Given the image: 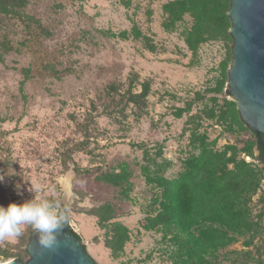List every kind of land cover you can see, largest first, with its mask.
Listing matches in <instances>:
<instances>
[{"label": "rangeland", "instance_id": "374dc122", "mask_svg": "<svg viewBox=\"0 0 264 264\" xmlns=\"http://www.w3.org/2000/svg\"><path fill=\"white\" fill-rule=\"evenodd\" d=\"M173 1L28 0L19 18L0 13V44L10 47L0 62V185L10 204L39 195L70 207L71 227L97 264H176V248L164 233L142 228L159 192L147 182L144 153L134 145L154 155L161 151L173 164L168 176L197 178L216 155L225 161L231 147L251 138L243 125L230 131L220 119L225 96L214 92L223 83V64L233 57V41L208 8L167 28L165 6ZM135 75L151 85L147 108L139 114L130 106L115 122L106 89L113 83L126 87ZM78 144L92 153L77 151ZM237 160L254 173L261 170L244 154ZM75 167L91 173L78 175ZM122 170L130 175L125 183L100 180ZM243 174L251 176L249 170ZM241 183L228 178L222 185L240 193L246 216L240 226L252 230L229 232L209 215H193L190 223L206 235L218 262L259 264L264 180L254 195L241 192ZM33 184L41 186L38 193ZM114 224L129 231L119 251L108 245ZM32 232L25 227L20 237L0 242V264L15 256L28 261Z\"/></svg>", "mask_w": 264, "mask_h": 264}, {"label": "trees", "instance_id": "16d2710c", "mask_svg": "<svg viewBox=\"0 0 264 264\" xmlns=\"http://www.w3.org/2000/svg\"><path fill=\"white\" fill-rule=\"evenodd\" d=\"M28 0H0V13L10 15L13 17H20V11L26 7ZM231 6V0H177L168 3L165 6V13L167 15L166 26L174 27L181 22L186 14L195 12V15L201 14L204 8H208L210 13L214 16L218 27L228 41H233L231 36L232 23L228 16ZM198 19V18H197ZM10 50L7 42L0 44V62L3 60L4 53ZM233 62V57L231 58ZM226 62L223 64V83L217 87L214 92L217 95H224V106L218 109L220 119L229 123V129L232 131L233 126L243 125L250 135V139L243 141L240 146L231 147L232 156L225 161H221L220 155L215 156V161L211 165L202 166L199 173L195 177H171L167 173L172 169V162L163 157L161 151L157 155L150 152L148 148L143 145H134L144 153L143 174L147 182L157 188L158 195L153 197V202L148 207L146 218L142 223V228L145 230L161 231L163 236L167 238L170 243L175 246L174 253L176 264H224L214 258L212 252L213 247L205 242L204 233H199L193 230L190 223L191 216H201L205 218L206 215L217 221L225 230H236L240 224H243L244 214L241 212L238 196L229 191L222 184L226 179L233 178L236 181L242 180L241 192L256 194L261 182L264 180V134L259 137L251 131V129L244 123L238 111L237 104L234 101L228 100V97H233L228 83V71L232 64ZM138 86L141 87L137 91ZM224 88L226 91L224 92ZM151 92V85L148 81L141 82L135 75L129 80V84L125 87L123 84L113 83L106 89V93L112 98L113 111L109 116H112L115 122L124 118L126 109L132 106L139 114H143L147 108L148 98ZM199 96V94H197ZM196 101L201 100L194 99ZM195 101L188 103L191 107ZM208 115H211L209 113ZM212 115H216V111H212ZM88 132V129H86ZM85 134L87 135V132ZM191 136L197 137L196 133ZM196 142V140L193 139ZM77 151L88 152L90 155L92 151L82 147L80 144L76 145ZM258 152V155H255ZM244 154L249 158L258 161L262 165V169L258 173H254L250 169V164L244 160L238 162L239 155ZM161 159V160H159ZM219 161V162H218ZM235 165V171H228L229 165ZM239 164V165H238ZM249 168V169H248ZM249 170L251 176L242 175V173ZM75 172L78 175L90 174V170H81L75 167ZM260 176V178H259ZM130 175L127 171L120 172L110 171L102 177L105 181L114 186H118L129 180ZM228 187V186H227ZM123 196H128V191L123 192ZM264 216V213L262 214ZM246 217V216H245ZM68 233L73 234L77 239L82 241L81 236L76 233L71 224L65 226ZM252 230L250 224L241 225L240 230ZM110 240L108 245L111 249L116 251L121 250L124 244L129 240V231L126 227L114 224L109 228ZM36 233L33 231L30 240ZM86 248V247H85ZM217 248V247H216ZM10 256L7 255L6 258ZM16 259L22 261L18 256ZM264 264V262H259Z\"/></svg>", "mask_w": 264, "mask_h": 264}, {"label": "water", "instance_id": "95a60500", "mask_svg": "<svg viewBox=\"0 0 264 264\" xmlns=\"http://www.w3.org/2000/svg\"><path fill=\"white\" fill-rule=\"evenodd\" d=\"M228 16L233 38V63L227 83L233 96L230 98L237 104L244 123L263 143L260 136L264 134V0H231ZM57 236L59 245L50 251L39 245L37 234L33 235L27 247L28 261L13 259L6 264H97L84 243L66 228Z\"/></svg>", "mask_w": 264, "mask_h": 264}, {"label": "clouds", "instance_id": "9594fccd", "mask_svg": "<svg viewBox=\"0 0 264 264\" xmlns=\"http://www.w3.org/2000/svg\"><path fill=\"white\" fill-rule=\"evenodd\" d=\"M4 178L0 176V181ZM34 192H39V184L32 185ZM71 208L61 207L54 201L36 195L22 205L0 206V242L20 237L25 227H31L38 236L39 245L54 251L59 240L57 233L71 223Z\"/></svg>", "mask_w": 264, "mask_h": 264}, {"label": "bare ground", "instance_id": "6f19581e", "mask_svg": "<svg viewBox=\"0 0 264 264\" xmlns=\"http://www.w3.org/2000/svg\"><path fill=\"white\" fill-rule=\"evenodd\" d=\"M67 193H68V195H71V192L69 189H68ZM9 204H10L9 199L6 196L4 189L0 185V206L7 208L9 206ZM4 264H6V263H4Z\"/></svg>", "mask_w": 264, "mask_h": 264}]
</instances>
